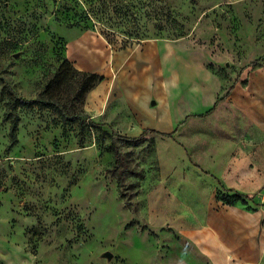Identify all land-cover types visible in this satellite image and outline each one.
<instances>
[{"label":"rangeland","instance_id":"obj_1","mask_svg":"<svg viewBox=\"0 0 264 264\" xmlns=\"http://www.w3.org/2000/svg\"><path fill=\"white\" fill-rule=\"evenodd\" d=\"M130 1L140 10L139 27L147 31L128 38L124 27L107 23L117 33L111 45L158 39L166 73L172 77L177 71L175 51L195 54L200 62L195 73L214 74L222 87L219 95L264 67V0ZM67 14L54 0H0V222L9 220L14 234L20 235L26 224L37 220L31 227L30 247L39 248L38 264H167V260H178L179 253L188 260L177 242L185 243L187 253L194 251L187 235L194 227L195 210L189 208L192 205L180 208V194L163 191L178 188L179 157H186L181 159L184 167L195 168L190 161H194L193 146L184 144L182 151L166 149L169 136L158 133L148 134L139 146L118 139L127 166L114 169L110 141L100 145L96 140L107 127L93 126V132L85 128L81 146L79 120L66 121L56 110L40 105L12 109L15 98H39L68 58L70 26L57 19ZM207 89L202 84L199 91L188 90L190 105L199 106V98L206 100ZM182 90L175 83L171 93L177 96ZM84 109L81 118L90 124L86 100ZM10 112L21 116L19 141L13 146ZM133 131L128 135L141 133L132 135ZM166 157L171 161H165ZM194 170L202 187L210 191L187 195V203L196 197L202 202L218 199L207 173ZM184 171L192 187L195 176L190 178L189 171ZM248 205L256 206L253 201Z\"/></svg>","mask_w":264,"mask_h":264},{"label":"crops","instance_id":"obj_2","mask_svg":"<svg viewBox=\"0 0 264 264\" xmlns=\"http://www.w3.org/2000/svg\"><path fill=\"white\" fill-rule=\"evenodd\" d=\"M67 42L68 58L77 68L104 75L86 95V109L92 118L127 134L133 129L132 135L147 128L159 131L169 136L164 142L166 149L195 148L194 161L190 160L195 168L184 167L186 157H179L182 173L178 174V188L163 191L180 194V208L193 206L189 208L195 210L194 227L187 237L194 251L187 253L185 243L178 241L177 247L190 259L182 260L179 253L178 260H167V264H264V67L219 95L222 87L214 74L209 70L195 73L200 68L195 54L175 51L177 71L173 77L168 75L163 46L156 38L114 48L100 32L69 27ZM175 83L183 89L177 96L171 93ZM202 84L210 94L206 100L199 98V106L193 107L187 91H199ZM191 116L202 117L200 121L205 123L191 120ZM194 169L207 173L215 193L232 188L255 195L256 206L217 198L202 202L198 197L188 204L187 195L210 191L202 187ZM184 170L190 178L195 176L192 187L184 179ZM36 221L26 224L20 235L14 234L9 220L0 222V264H38L39 248L33 251L30 247L31 227Z\"/></svg>","mask_w":264,"mask_h":264},{"label":"trees","instance_id":"obj_3","mask_svg":"<svg viewBox=\"0 0 264 264\" xmlns=\"http://www.w3.org/2000/svg\"><path fill=\"white\" fill-rule=\"evenodd\" d=\"M57 4H62L64 12L68 14L57 19L64 21L70 27H79L82 29H98L100 33L105 35L109 42H112L117 37L115 31L109 30L111 26L125 28V35L128 38L141 37L146 33L147 29L142 31L139 27L141 20L140 10L137 5L130 0H54ZM72 12V13H69ZM159 19V18H158ZM122 46L128 45L131 40H124ZM258 60V59H257ZM257 60L252 64L257 63ZM104 79V75L97 72L84 71L76 67L74 62L69 58L65 59L60 65L53 79L48 83L42 91L41 96L37 99L15 98L12 104V109L19 107H32L40 105L42 107L52 108L56 110L66 121L79 120L82 124L80 130V144L85 145L84 129L88 128V132H93L92 127H107L103 129L104 135H99L96 140L103 144L107 140L110 141L113 156L115 158L114 169H118L120 165L127 166V162L119 148L118 139L123 143L131 146H139L146 141L149 133H161L154 129H144L138 136L122 134L112 126L102 121H95L90 116V124H86V120L82 119L85 113L84 105L87 93L94 88L100 81ZM74 80V84L71 81ZM68 90V91H66ZM65 97V99H64ZM8 119L11 121L10 140L11 146L19 141L17 130L21 116L15 112L8 114ZM123 173L119 172L118 178L120 182L123 180ZM219 200L225 203L233 204L242 202L248 204L250 201L255 202V195L249 196L236 189H218L216 191ZM34 247L33 251H36Z\"/></svg>","mask_w":264,"mask_h":264}]
</instances>
